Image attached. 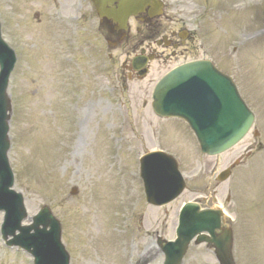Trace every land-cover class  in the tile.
I'll return each instance as SVG.
<instances>
[{"label": "rangeland", "instance_id": "rangeland-1", "mask_svg": "<svg viewBox=\"0 0 264 264\" xmlns=\"http://www.w3.org/2000/svg\"><path fill=\"white\" fill-rule=\"evenodd\" d=\"M170 1L168 14L177 13L197 38L179 62L214 61L234 78L257 115L260 137L251 133L219 158L202 155L184 123L158 119L152 112L153 88L177 62L154 64L143 82L129 80L122 65L130 54L123 48L109 59L89 2L19 0L11 10L8 1L0 0L4 39L20 59L8 88L14 189L24 195L30 218L47 206L60 220L71 264H146L157 234L175 239L179 211L188 202L221 207L232 219L237 264H264V0ZM59 37L64 42L57 47ZM77 38L75 52L70 40ZM25 82L29 88L20 89ZM40 85L47 98L38 111L41 127L31 113L18 120L24 104L19 94L34 102ZM27 139L46 145L40 159L44 169L36 175L28 174L21 159ZM246 150L250 156L243 155ZM152 151L176 156L188 185L179 200L160 209L146 204L139 178V159ZM238 159L231 179L220 183L218 175ZM106 211L107 225L101 227L93 219ZM3 218L0 213V226ZM91 224L95 231L87 235ZM77 230L83 231L81 243ZM0 264H31V259L9 252L0 240ZM151 264H163V257ZM184 264L219 263L212 249L192 244Z\"/></svg>", "mask_w": 264, "mask_h": 264}, {"label": "water", "instance_id": "water-1", "mask_svg": "<svg viewBox=\"0 0 264 264\" xmlns=\"http://www.w3.org/2000/svg\"><path fill=\"white\" fill-rule=\"evenodd\" d=\"M100 5L97 4L98 7ZM100 15L105 17L106 14L101 11ZM0 80V152L6 154L10 119L7 113L11 107L6 94L8 78L0 77ZM154 109L161 116L186 119L198 135L202 149L209 155H219L232 148L252 124V117L230 79L219 75L206 63L190 65L169 75L157 88ZM146 160L150 164L146 174L149 199L157 205H163L179 197L185 186L175 163L162 154L150 155ZM5 171L4 167L2 177ZM11 187L8 182L7 186L0 185V191ZM17 210V213L10 212V224L13 227L8 229L7 236H14L13 242L35 251L39 264H70V257L61 244L60 223L51 211L44 208L34 218L32 226L22 228L21 223L28 215L21 202ZM222 219L221 210L199 213L195 205L187 206L178 242L164 247L166 264H182L196 235H199L197 244L207 242L216 248L221 264H235L232 254L233 233L223 228ZM48 228L50 231H46ZM16 230H20L21 235L16 236ZM216 230L222 232L220 236H216ZM203 232H207L211 238L202 235ZM62 255L66 259L59 262L58 256Z\"/></svg>", "mask_w": 264, "mask_h": 264}, {"label": "flooded vegetation", "instance_id": "flooded-vegetation-1", "mask_svg": "<svg viewBox=\"0 0 264 264\" xmlns=\"http://www.w3.org/2000/svg\"><path fill=\"white\" fill-rule=\"evenodd\" d=\"M109 2L114 3L113 8H117L119 4L126 0H107ZM131 25L128 31L119 30L117 25L113 23L111 20H104L101 23L107 26L108 31V41L109 44L113 45V48H121L124 45H128L130 48L134 47L136 50H140L141 53L146 50H150L153 45V40L156 39V36L159 34H163V38L167 39V44L170 48H173L172 57H177V52L180 48L187 50L189 45L186 41L182 40V36H179L176 31H168L167 29H163V22L160 21V18L154 17L152 13V8L147 7L146 10L132 18ZM167 24V23H166ZM133 25V26H132ZM170 38H169V36ZM158 59L162 58V55H156ZM171 59L170 57L167 60ZM125 69L128 68L127 65L124 66ZM131 74L133 71L131 68L129 69Z\"/></svg>", "mask_w": 264, "mask_h": 264}, {"label": "bare ground", "instance_id": "bare-ground-1", "mask_svg": "<svg viewBox=\"0 0 264 264\" xmlns=\"http://www.w3.org/2000/svg\"><path fill=\"white\" fill-rule=\"evenodd\" d=\"M6 1L9 2L11 10H15L17 8V5H18L17 2H19V0H6ZM35 1H39L43 3V0H35ZM49 72H50V69L48 66H46L45 73H49ZM26 88H29V82H25L24 84H22V86H20V89H26ZM39 90H40V95H38V98L34 102L32 101L33 103L32 102L30 103V101H28L25 97H23L22 94H19V97L21 98V103H24V104L21 106V112H20L18 120H21L22 116L29 117V114L31 113L30 116L34 118V124L41 127L43 125V120L40 117L38 111L39 110L41 111V109L46 107L47 98L44 96V86L43 85L39 86ZM45 150H46V145L42 139H39L37 142L31 141V139H27L26 144H24L22 148L21 159L24 161L28 169V174L32 173L36 175L44 169V167L41 165V160H42L41 157L43 154H45ZM52 176L58 177L57 173H53ZM107 210L109 211L110 209L107 207ZM106 214H107V211L104 213H100V215L95 217L93 221L99 220L103 225L101 227H104V225H107L106 217L109 218L110 213L108 216ZM93 226L94 224H91L88 228L85 227L87 228L85 231V234L88 235L89 232L91 233V230L95 231V229H92ZM76 234L80 235L78 236V239L81 243L83 231L77 230Z\"/></svg>", "mask_w": 264, "mask_h": 264}]
</instances>
